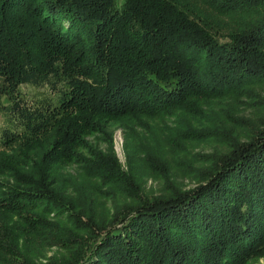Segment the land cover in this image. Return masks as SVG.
Masks as SVG:
<instances>
[{
	"label": "trees",
	"instance_id": "trees-1",
	"mask_svg": "<svg viewBox=\"0 0 264 264\" xmlns=\"http://www.w3.org/2000/svg\"><path fill=\"white\" fill-rule=\"evenodd\" d=\"M241 81L264 83V0H0V214L30 230L39 203L74 216L83 235L62 232L67 254L44 264L243 263L264 246V115L243 125L237 107L200 110ZM25 85L54 94L29 103ZM175 108L206 116L190 130L201 138L186 140L231 135L214 141L216 165L207 160L188 191L93 223L84 196L101 194L99 183L119 193L130 179L109 133L118 123L131 137L163 132L138 121ZM97 135L105 150L83 138ZM0 238V264H20L17 232Z\"/></svg>",
	"mask_w": 264,
	"mask_h": 264
},
{
	"label": "rangeland",
	"instance_id": "rangeland-1",
	"mask_svg": "<svg viewBox=\"0 0 264 264\" xmlns=\"http://www.w3.org/2000/svg\"><path fill=\"white\" fill-rule=\"evenodd\" d=\"M90 2H93V0H90ZM22 88L24 92L23 97L29 103L30 101L34 102L37 99L54 94L49 93L50 91L52 92V90L46 85H25ZM235 88H237L235 93L220 97V99L209 98L208 100H201L200 103L208 101L209 103H206V105L209 108L200 107V110H204L203 112L209 117L212 112H210L211 109L217 111L218 114V109L220 108L218 103L222 102L221 105L224 106V108H230V112L231 109H233L234 112V107H237L238 110L236 113L238 121L235 123L238 124L240 119L243 125L246 123L241 119L247 118L246 116L249 114L254 115V117L264 115V83H257L254 85L241 81L235 85ZM5 101L6 99L2 98L0 104H4ZM183 112V109L175 108L172 110L171 115H167L164 119L160 117L141 118L138 123L143 126H158L163 132L156 131V133H152L155 128L153 130L146 128L138 132L139 134L137 135H139V138H137V135L132 137L131 135L129 136L119 123V125L116 124L111 134L109 133V149L116 158L121 172L128 174L130 179L126 181L127 189L123 190L124 188H121L119 189V193L113 192L112 187L99 183L96 187L98 193L101 194L89 197L86 195L84 196L88 206L86 207V216L89 215L93 223H97L100 220L101 222L108 221L115 211L135 206L138 202L143 203L145 200L151 202L154 199L166 198L171 195V193L188 191L195 187L197 183H199V180H201V171L211 166L207 164V166L204 167L207 160H209L211 164L214 163L213 165H216V161H213V163L211 162V158L214 157V151H216V153L219 152L217 150L219 146L214 141H220L223 137L229 138L231 135L227 131L220 129V131L224 132L222 133L225 134L224 136H221V134L215 135L217 133L213 132H203V136L211 134L215 136L206 141L186 140L188 137L192 139L201 138V136H198L200 132L194 134L191 133L190 130L195 129V127L197 129L199 123L202 126H206L205 122L202 121L206 116L197 115L198 117H194L195 114L201 113L198 111L193 114V112L189 111L186 113L188 116L186 117ZM217 114L216 117H214L215 122H219L220 119H222L221 116ZM198 118H200V122L197 121ZM129 121H135L134 117L125 120L123 124ZM3 123H5V121L0 116V128ZM231 128L235 131L238 130L234 125ZM198 130L200 131L199 128ZM97 137H99L98 140L88 136H84L83 138L86 143H96L100 147V150H105L107 148L105 144L99 143L103 142L104 138H102L101 135H97ZM239 138L241 140L242 136ZM220 149V151H225L223 146H221ZM68 173L72 174L73 171L69 170ZM87 181L88 183H93L90 180ZM79 183H81V181H79ZM6 187L8 186L0 181V191H3ZM94 187L95 186H89L90 190ZM28 213L31 214V217L34 218L35 222L39 225L35 230L28 229L24 222L17 216L6 213L0 214V225L4 224V228H6L1 230L0 226V235L5 237L10 233L17 232L15 246L22 255L20 264H22V262L25 263L27 260L29 263L44 264L47 261H53L67 254V250L60 245L61 238L59 235L62 232H75L79 236L83 235V233L76 228V220H71L74 216L65 219L68 223L65 222L64 218H54L55 215L47 213L44 203H39L34 208V211L30 210ZM66 215H68V213ZM21 227L25 229V231H22ZM7 229H9V231L5 233ZM240 264H264V246L255 255L246 258L243 263Z\"/></svg>",
	"mask_w": 264,
	"mask_h": 264
}]
</instances>
